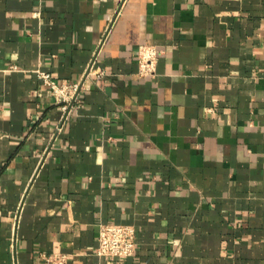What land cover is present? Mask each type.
I'll return each mask as SVG.
<instances>
[{
    "label": "crops",
    "instance_id": "0c3cea01",
    "mask_svg": "<svg viewBox=\"0 0 264 264\" xmlns=\"http://www.w3.org/2000/svg\"><path fill=\"white\" fill-rule=\"evenodd\" d=\"M37 72L81 82L67 120ZM52 253L264 264V0H0V264Z\"/></svg>",
    "mask_w": 264,
    "mask_h": 264
},
{
    "label": "built area",
    "instance_id": "2783aa9c",
    "mask_svg": "<svg viewBox=\"0 0 264 264\" xmlns=\"http://www.w3.org/2000/svg\"><path fill=\"white\" fill-rule=\"evenodd\" d=\"M107 36V35H106ZM103 43V40L99 44ZM160 56L158 49L150 44L142 45L137 54L138 75L142 78L154 77ZM37 77L49 88L56 103L61 106L63 120L80 106L78 95L81 82L66 84L58 83L54 77L45 72H37ZM136 251V231L132 226L102 223L98 233L96 254L109 259H127L133 257ZM45 264H67V256L61 253L42 255Z\"/></svg>",
    "mask_w": 264,
    "mask_h": 264
}]
</instances>
